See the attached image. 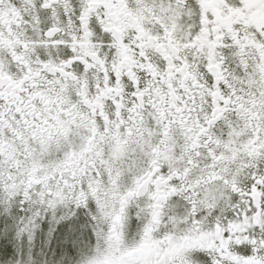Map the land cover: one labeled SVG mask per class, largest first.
Instances as JSON below:
<instances>
[{
    "label": "snow or ice",
    "instance_id": "obj_1",
    "mask_svg": "<svg viewBox=\"0 0 264 264\" xmlns=\"http://www.w3.org/2000/svg\"><path fill=\"white\" fill-rule=\"evenodd\" d=\"M0 197L54 264H264V0H0Z\"/></svg>",
    "mask_w": 264,
    "mask_h": 264
},
{
    "label": "rangeland",
    "instance_id": "obj_2",
    "mask_svg": "<svg viewBox=\"0 0 264 264\" xmlns=\"http://www.w3.org/2000/svg\"><path fill=\"white\" fill-rule=\"evenodd\" d=\"M37 210H40V216L35 220L29 240V233L20 230ZM74 211L71 207L58 208L55 212L44 211L37 205L22 204L19 200L6 201L0 197V246L20 245L12 264H54L62 224ZM39 226L47 227L38 229Z\"/></svg>",
    "mask_w": 264,
    "mask_h": 264
},
{
    "label": "trees",
    "instance_id": "obj_3",
    "mask_svg": "<svg viewBox=\"0 0 264 264\" xmlns=\"http://www.w3.org/2000/svg\"><path fill=\"white\" fill-rule=\"evenodd\" d=\"M9 245L11 246H0V264H12L15 261L16 249L20 245L18 244V247L12 243H9Z\"/></svg>",
    "mask_w": 264,
    "mask_h": 264
},
{
    "label": "flooded vegetation",
    "instance_id": "obj_4",
    "mask_svg": "<svg viewBox=\"0 0 264 264\" xmlns=\"http://www.w3.org/2000/svg\"><path fill=\"white\" fill-rule=\"evenodd\" d=\"M59 223H60V222H59ZM59 223H57V224L60 225ZM58 225H56V226H58ZM56 226H55V227H56ZM41 227L44 229V228H46L47 226H39L38 229L41 228ZM55 227H54V228H55ZM54 228H53V229H54ZM53 231H54V230H53Z\"/></svg>",
    "mask_w": 264,
    "mask_h": 264
}]
</instances>
